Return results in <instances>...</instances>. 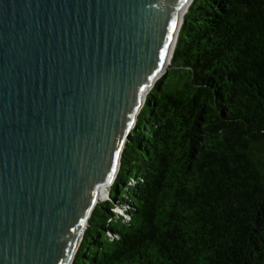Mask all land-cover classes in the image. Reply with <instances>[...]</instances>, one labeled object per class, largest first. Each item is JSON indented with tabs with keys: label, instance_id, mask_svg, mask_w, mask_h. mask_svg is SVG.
<instances>
[{
	"label": "water",
	"instance_id": "obj_1",
	"mask_svg": "<svg viewBox=\"0 0 264 264\" xmlns=\"http://www.w3.org/2000/svg\"><path fill=\"white\" fill-rule=\"evenodd\" d=\"M192 1L0 0V264L73 263Z\"/></svg>",
	"mask_w": 264,
	"mask_h": 264
},
{
	"label": "trees",
	"instance_id": "obj_2",
	"mask_svg": "<svg viewBox=\"0 0 264 264\" xmlns=\"http://www.w3.org/2000/svg\"><path fill=\"white\" fill-rule=\"evenodd\" d=\"M171 64L72 264H264V0H193Z\"/></svg>",
	"mask_w": 264,
	"mask_h": 264
},
{
	"label": "rangeland",
	"instance_id": "obj_3",
	"mask_svg": "<svg viewBox=\"0 0 264 264\" xmlns=\"http://www.w3.org/2000/svg\"><path fill=\"white\" fill-rule=\"evenodd\" d=\"M109 188H110V185L107 186L106 192L102 193V197H100L101 199H104V198H106L108 196ZM120 212H121V210H120Z\"/></svg>",
	"mask_w": 264,
	"mask_h": 264
},
{
	"label": "bare ground",
	"instance_id": "obj_4",
	"mask_svg": "<svg viewBox=\"0 0 264 264\" xmlns=\"http://www.w3.org/2000/svg\"><path fill=\"white\" fill-rule=\"evenodd\" d=\"M108 185H104L100 188V197H102V193L106 192V188ZM111 186V185H110ZM101 199V198H100Z\"/></svg>",
	"mask_w": 264,
	"mask_h": 264
},
{
	"label": "snow or ice",
	"instance_id": "obj_5",
	"mask_svg": "<svg viewBox=\"0 0 264 264\" xmlns=\"http://www.w3.org/2000/svg\"><path fill=\"white\" fill-rule=\"evenodd\" d=\"M175 25H173V27H174ZM169 40H171V37H169Z\"/></svg>",
	"mask_w": 264,
	"mask_h": 264
}]
</instances>
